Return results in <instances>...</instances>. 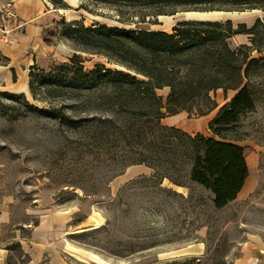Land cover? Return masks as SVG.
I'll return each mask as SVG.
<instances>
[{
	"label": "rangeland",
	"instance_id": "rangeland-1",
	"mask_svg": "<svg viewBox=\"0 0 264 264\" xmlns=\"http://www.w3.org/2000/svg\"><path fill=\"white\" fill-rule=\"evenodd\" d=\"M79 3L84 11L79 26L85 28L105 25L171 33L182 22L213 23L224 31L230 23L232 34L227 42L233 50L246 43L247 36L238 32L257 20L264 34L261 10L177 9L173 14L155 15L140 7ZM55 29L45 30L43 37ZM57 29L61 37L51 41L52 45L57 41L63 53H58L54 66L79 54L85 59L84 69L95 65L122 69L104 56L81 52L84 46L73 42L65 23ZM252 56L263 58L250 67L246 79L255 109L243 113L238 124L221 136L243 146L248 162L257 168L259 183L250 197L220 211L213 209L210 192L190 182L184 170L179 176L173 174L180 186L163 180L161 186L177 194L168 199L150 183L138 180L151 178V169L129 178L130 171L109 182L112 173L106 170L107 160L116 152L106 154L81 139L78 130L66 125L69 121L59 122L51 118L53 113L37 109L56 108L57 113L82 121L78 126L86 119L109 115L85 108L84 98L48 95L40 70L35 69L33 90L24 98L0 92V264H166L190 259L196 260L194 264H235L242 257L247 233H264V53ZM46 58L39 61L42 67L46 62L51 65L50 56ZM156 93L164 104L169 88ZM228 94L234 92L215 93L214 100L221 106ZM183 116L192 123L198 121L194 111ZM201 131L211 136L207 125ZM82 219L83 223L76 224ZM238 264L245 263L240 260Z\"/></svg>",
	"mask_w": 264,
	"mask_h": 264
},
{
	"label": "trees",
	"instance_id": "trees-1",
	"mask_svg": "<svg viewBox=\"0 0 264 264\" xmlns=\"http://www.w3.org/2000/svg\"><path fill=\"white\" fill-rule=\"evenodd\" d=\"M88 1L140 7L153 10L155 15L173 14L177 9L264 11V0ZM61 23L67 25V32L75 44L82 43L81 52L104 56L122 69L103 65L84 69L85 59L79 54L72 55L62 66H54L48 74L37 69L46 79L43 88L48 95L62 94L74 100L84 98L85 108L103 110L109 116L86 119L84 125L78 126L82 121H73L71 116L57 113L56 108L37 109V112L53 113L51 118L59 122L69 121L66 125L78 130L81 139H88L93 146L106 150V154L115 151V156L107 160L106 170L112 173L109 182L123 175L127 168L142 165L154 174L138 180L150 183L168 199L177 194L163 188V180L180 186L176 177L184 170L190 182L210 192L215 211L230 205L247 178V165L244 148L221 134L235 127L243 113L255 109L246 79L250 67L263 60L252 56L264 53V34L259 30L263 24L257 20L251 28L238 32L247 36L249 45L233 50L227 42L232 34L229 22L225 31L213 23L182 22L172 27L171 33L105 25L85 28L79 26L81 22L62 21L59 25ZM57 30L43 38L46 46H52V38L61 37ZM5 60L0 55V63ZM34 72L32 68L31 92ZM164 88H169V93L163 104L156 91ZM217 90L224 96L227 91H233L234 95L209 123L211 136L199 133L190 136L180 129L161 125L162 119L181 112L194 111L197 118L209 114L218 107L214 100ZM117 168L120 170L115 172ZM195 261L166 264H194Z\"/></svg>",
	"mask_w": 264,
	"mask_h": 264
},
{
	"label": "crops",
	"instance_id": "crops-1",
	"mask_svg": "<svg viewBox=\"0 0 264 264\" xmlns=\"http://www.w3.org/2000/svg\"><path fill=\"white\" fill-rule=\"evenodd\" d=\"M80 5L79 0H0V55L6 59L4 63H0L1 93L25 97L30 92L31 69L47 71L54 67L53 63L56 62V56L58 53L61 56L63 50L58 46L57 41L53 42L50 47L46 46L43 43L44 32L54 26L58 28V24L61 21L83 23L84 16L82 13L84 11ZM7 9L14 14L12 18L7 16ZM245 42V45H249L247 38ZM47 56L52 59V61L49 60L51 65L46 62V66L42 67L39 61H46ZM219 92L223 96L221 90H217L215 93L218 94ZM233 95L228 94L229 99L225 100L224 103L229 101ZM217 104L218 107L215 110L205 116L198 117V121L194 123L185 120L183 112H181L162 119L161 125L174 127L186 132L196 131V133L207 135L202 133L201 129H203L204 125H207L208 129L209 123L222 106L218 102ZM203 119L206 120L204 121ZM245 161L247 178L233 202L250 197L259 183L257 168L252 166L246 157ZM147 170L149 169L142 165L132 166L125 171V175L130 171L129 178L134 175H145ZM261 211H264V209ZM83 222L84 219L79 223ZM241 252L242 257L235 264H238L240 260H243L245 264H264V233L262 234L261 230H259V233H247Z\"/></svg>",
	"mask_w": 264,
	"mask_h": 264
},
{
	"label": "built area",
	"instance_id": "built-area-1",
	"mask_svg": "<svg viewBox=\"0 0 264 264\" xmlns=\"http://www.w3.org/2000/svg\"><path fill=\"white\" fill-rule=\"evenodd\" d=\"M6 14H7L8 17H11V18L14 16L12 11H10L9 9H7Z\"/></svg>",
	"mask_w": 264,
	"mask_h": 264
}]
</instances>
